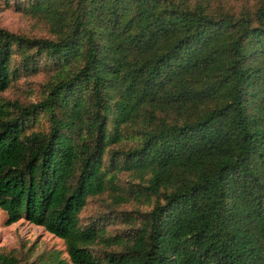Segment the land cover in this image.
Returning <instances> with one entry per match:
<instances>
[{
    "label": "trees",
    "instance_id": "obj_1",
    "mask_svg": "<svg viewBox=\"0 0 264 264\" xmlns=\"http://www.w3.org/2000/svg\"><path fill=\"white\" fill-rule=\"evenodd\" d=\"M24 7L53 34L0 24V92L20 69L55 72L38 101L0 99V208L65 240L70 261L37 264H264V0ZM108 189L152 208L100 256L80 212Z\"/></svg>",
    "mask_w": 264,
    "mask_h": 264
},
{
    "label": "rangeland",
    "instance_id": "obj_2",
    "mask_svg": "<svg viewBox=\"0 0 264 264\" xmlns=\"http://www.w3.org/2000/svg\"><path fill=\"white\" fill-rule=\"evenodd\" d=\"M237 4L245 0H231ZM251 3L254 0H249ZM28 0H0V24L11 30L31 36H50L53 34L49 24L27 12L24 5ZM43 64V63H41ZM54 72L41 66L37 71L20 69L11 85L0 92V99L19 100L25 104L43 98ZM49 120L45 113L39 115L33 128H48ZM130 171H122L119 184L129 186L130 181L139 182ZM152 208V201H130L117 203L113 192L108 189L96 195H90L80 212L82 225L94 224L100 238L91 244L94 252L102 256L105 250H121L122 243L113 239L111 244L104 238L124 236V240L137 229L144 219L141 211ZM141 210V211H140ZM140 211V212H139ZM7 214L0 208V253L17 257L18 264H37L48 259L54 253L70 261L67 245L62 237L48 231L43 225L30 222L25 217L11 224L6 223Z\"/></svg>",
    "mask_w": 264,
    "mask_h": 264
}]
</instances>
